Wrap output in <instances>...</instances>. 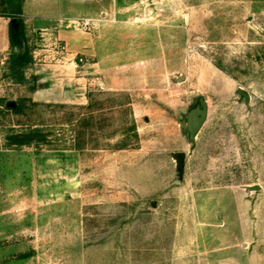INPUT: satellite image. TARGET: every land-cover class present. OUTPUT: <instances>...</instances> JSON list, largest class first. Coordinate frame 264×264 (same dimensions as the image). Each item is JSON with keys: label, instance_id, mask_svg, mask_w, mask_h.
Wrapping results in <instances>:
<instances>
[{"label": "rangeland", "instance_id": "1", "mask_svg": "<svg viewBox=\"0 0 264 264\" xmlns=\"http://www.w3.org/2000/svg\"><path fill=\"white\" fill-rule=\"evenodd\" d=\"M29 1L0 0V264H264V0Z\"/></svg>", "mask_w": 264, "mask_h": 264}, {"label": "trees", "instance_id": "2", "mask_svg": "<svg viewBox=\"0 0 264 264\" xmlns=\"http://www.w3.org/2000/svg\"><path fill=\"white\" fill-rule=\"evenodd\" d=\"M11 12L12 13L10 14L7 13L2 15L11 18L8 29L9 42L11 46L18 48L21 47L22 43L25 41L24 25L22 19L17 16L18 13H20L19 7L14 5ZM13 58H15V60H20L18 61L19 66H26L30 62V56H28V53L26 51L20 50V48L19 50L14 51ZM10 109H12L14 112H19L20 106L16 105L14 107H10ZM10 139L11 144L13 145H24L31 142L33 137L31 134L20 133L13 135L10 137Z\"/></svg>", "mask_w": 264, "mask_h": 264}, {"label": "water", "instance_id": "3", "mask_svg": "<svg viewBox=\"0 0 264 264\" xmlns=\"http://www.w3.org/2000/svg\"><path fill=\"white\" fill-rule=\"evenodd\" d=\"M200 106L196 107L189 113L187 125L190 129V137H194L197 133L203 122L205 121L206 114H207V105L206 102L200 98ZM9 105L14 106L15 103L11 102ZM185 154L183 152H176L173 154L174 159L176 160L177 167L182 169L183 161H184Z\"/></svg>", "mask_w": 264, "mask_h": 264}, {"label": "crops", "instance_id": "4", "mask_svg": "<svg viewBox=\"0 0 264 264\" xmlns=\"http://www.w3.org/2000/svg\"><path fill=\"white\" fill-rule=\"evenodd\" d=\"M30 3H29V6L28 7H30L32 10H33V12H32V14H30L31 16H41V15H45V14H47V13H45V12H42V11H37V9L38 8H36L35 6H34V3H36V1L35 0H33V1H29ZM31 4V5H30ZM32 4H33V6H32ZM28 15H29V13H28Z\"/></svg>", "mask_w": 264, "mask_h": 264}, {"label": "built area", "instance_id": "5", "mask_svg": "<svg viewBox=\"0 0 264 264\" xmlns=\"http://www.w3.org/2000/svg\"><path fill=\"white\" fill-rule=\"evenodd\" d=\"M81 24L83 27H88L91 24V21L89 19H84Z\"/></svg>", "mask_w": 264, "mask_h": 264}]
</instances>
